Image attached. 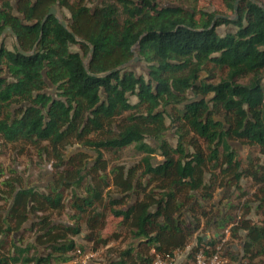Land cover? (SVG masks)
<instances>
[{"label": "trees", "instance_id": "1", "mask_svg": "<svg viewBox=\"0 0 264 264\" xmlns=\"http://www.w3.org/2000/svg\"><path fill=\"white\" fill-rule=\"evenodd\" d=\"M221 1L222 15L162 0L104 3L84 35L87 0H0V40L11 28L29 53L0 47V140L46 157L54 177L38 187L9 169L0 182V264L67 263L83 233L96 249L133 239L110 264H150L152 249L171 255L195 236L202 245L203 225L240 240L229 264H264V220L250 217L252 200L264 214V3ZM53 7L70 13L67 28L48 16ZM136 55L142 72L127 67ZM235 144L249 148L245 159ZM132 146L136 165L114 163ZM244 179L255 190L232 206L240 219L212 213L221 186L250 195ZM65 213L72 225L54 221ZM111 216L119 233L104 238Z\"/></svg>", "mask_w": 264, "mask_h": 264}, {"label": "rangeland", "instance_id": "2", "mask_svg": "<svg viewBox=\"0 0 264 264\" xmlns=\"http://www.w3.org/2000/svg\"><path fill=\"white\" fill-rule=\"evenodd\" d=\"M10 3L16 7L17 2L19 0H9ZM165 5H175V6H182L186 9L192 10L193 8H196L198 12L200 10L207 11L210 13H219L220 15L227 13V9L224 5V3L221 0H162ZM264 3V0H260ZM104 3L106 4H115L117 3V0H87V6L91 9L90 14L80 18V23L78 27V31L81 34H88L93 29L96 28V17L95 13L97 11V8L102 6ZM57 9V16L64 20L70 21L71 15L70 13L65 9ZM231 19H236L237 17L234 14L228 15ZM229 30L228 27L222 26L218 29L220 34H224ZM3 42L7 49L13 50L14 46L16 45L15 38L10 34H5L3 38ZM74 49H77L76 47ZM135 57H138L137 55ZM127 67H130L131 69L142 72L144 69V66L140 60L134 61L132 59L128 64ZM169 123V122H168ZM167 137L169 141L173 144L176 142V138L174 136V130H170L167 134ZM148 143L155 145V143L152 140L147 141ZM234 148L237 149L238 155L241 159H245L249 155V148L241 145H233ZM77 147L70 148L69 151L65 153V157L68 159L70 156L77 151ZM21 148L15 149L12 145H7L4 142L0 140V173H2V178H0V182L6 177L8 174L9 169H15L17 172H19L29 183L33 186L38 187H48L50 183L53 181V162H50L44 157L43 159H40L38 157L37 152L34 150L28 148L26 149L27 154L21 155L20 154ZM107 159H110L109 156H106ZM142 155L138 154L133 146L125 149L123 152L120 153L119 159L116 160L114 163L117 164H124L128 167L136 165ZM161 157H158L157 160L161 161ZM241 188L243 190H246L249 192V196L243 199H240L241 192L238 191L236 188H232L230 190H225L222 186L217 189L213 205L214 208L212 210V213H216L217 211H223V212H229L233 216L238 215L242 211L235 210L233 207H237L242 205L247 199L252 200V194L254 193L255 188L253 187V182L250 179H244L241 182ZM226 198V199H225ZM251 206L253 208L251 218L255 223H260L262 220H264V214L261 211H258L257 208L258 203L254 202L252 200ZM210 207V206H209ZM238 213V214H237ZM54 221L66 226L72 225V221L68 215V213L63 214L62 216L55 215L53 217ZM120 219H116L114 217H110L108 227L103 232V237L108 238L112 237V234L116 230V233H119V230H117V225ZM84 230V226H82ZM215 229L212 226H206L203 225L202 229L198 232V236H205L206 234L210 233L212 234ZM85 235L84 233L82 236ZM82 236H76L74 241L76 242L77 246H82L87 244L85 240H83ZM123 235L120 239L116 240L112 238L109 242V244L106 247H103V252L101 254V258L103 260L102 264H110L111 262L118 259L119 254L128 249L131 245H134V241L132 238L125 237ZM26 243H33L34 238L31 233L26 234L25 236ZM230 246H237L238 250L242 248L240 240L237 239H231ZM40 252L42 255H44L45 251L43 249H40ZM264 262V258H263ZM52 264H70L67 263H61L54 261ZM238 264V263H235Z\"/></svg>", "mask_w": 264, "mask_h": 264}, {"label": "built area", "instance_id": "3", "mask_svg": "<svg viewBox=\"0 0 264 264\" xmlns=\"http://www.w3.org/2000/svg\"><path fill=\"white\" fill-rule=\"evenodd\" d=\"M240 219V213L238 214ZM230 228L224 231V237L218 234H206L205 242L199 245L197 236L183 249L174 251L171 255L158 254L154 249L149 253L150 264H229L226 256L230 250L237 246H230ZM218 238L216 245H211L213 239ZM103 248H94L92 243L76 247L70 254V264H102L101 254ZM119 258V257H118Z\"/></svg>", "mask_w": 264, "mask_h": 264}, {"label": "water", "instance_id": "4", "mask_svg": "<svg viewBox=\"0 0 264 264\" xmlns=\"http://www.w3.org/2000/svg\"><path fill=\"white\" fill-rule=\"evenodd\" d=\"M48 16H54V17H56V18H59V17L57 16V9H56L55 7H53V8L50 10ZM60 24H61L64 28H67V23H66L65 21L60 20ZM5 34H11V35L15 38V40H16V46H17V48H18L20 54H22V55H24V56H28V55H29V53H26V52H24V51L21 49V47L19 46V43H18V41H17V36H16V34L12 31L11 28H6V29L3 31V34H2V40H1V42H0V47H1V45H2L3 38H4ZM92 51H93V49H92ZM138 60H139L138 57H135V58H134V61H138ZM123 67H124V66H123ZM123 67H120L119 69H122ZM119 69H116V70H114V71H117V70H119Z\"/></svg>", "mask_w": 264, "mask_h": 264}, {"label": "crops", "instance_id": "5", "mask_svg": "<svg viewBox=\"0 0 264 264\" xmlns=\"http://www.w3.org/2000/svg\"><path fill=\"white\" fill-rule=\"evenodd\" d=\"M213 233L216 235V232L215 231H213ZM84 236V235H83ZM236 250H238V247L236 248Z\"/></svg>", "mask_w": 264, "mask_h": 264}, {"label": "flooded vegetation", "instance_id": "6", "mask_svg": "<svg viewBox=\"0 0 264 264\" xmlns=\"http://www.w3.org/2000/svg\"><path fill=\"white\" fill-rule=\"evenodd\" d=\"M11 35V34H10ZM1 40H2V36H1ZM1 40H0V42H1ZM16 41V40H15ZM4 42H2V44H3Z\"/></svg>", "mask_w": 264, "mask_h": 264}]
</instances>
